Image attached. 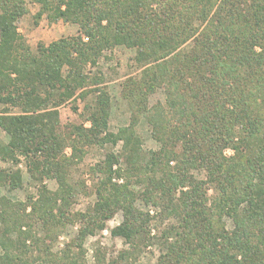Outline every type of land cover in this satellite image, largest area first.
<instances>
[{
	"label": "trees",
	"instance_id": "1",
	"mask_svg": "<svg viewBox=\"0 0 264 264\" xmlns=\"http://www.w3.org/2000/svg\"><path fill=\"white\" fill-rule=\"evenodd\" d=\"M33 1L49 19L78 25L79 34L31 50L17 25L27 0H0V104L21 110L0 115L10 138L0 143V157L30 160L32 154L31 175L60 183L56 193L39 190L22 211L0 201V243L6 251L0 264H25L24 248L13 249L11 235L28 240L30 232L23 229L31 215L45 226L59 220L48 204H68L73 197L66 167L81 161L89 146L119 141L122 151L109 152L91 169L96 202L67 217L66 224L77 219L78 236L61 258L47 264H87L83 242L119 211L123 221L112 235L131 247L120 259L132 260L149 248L154 217L136 207L139 198L160 209L161 221H170L159 238L165 252L158 264H264V0ZM117 46L135 49L143 69L140 79L123 85L133 115L121 135L109 130L105 82L85 73ZM160 88L165 105L148 109V96ZM92 94L99 96L84 111L91 126L59 131L58 108ZM141 117L151 125L159 150L146 152L137 140ZM227 149L233 155L227 156ZM6 180L0 171V185ZM8 184L16 187L17 178ZM133 185L141 187L139 193ZM73 248L82 258L74 257ZM97 264L104 263L98 258Z\"/></svg>",
	"mask_w": 264,
	"mask_h": 264
},
{
	"label": "rangeland",
	"instance_id": "2",
	"mask_svg": "<svg viewBox=\"0 0 264 264\" xmlns=\"http://www.w3.org/2000/svg\"><path fill=\"white\" fill-rule=\"evenodd\" d=\"M26 7L27 13L18 21L17 25L19 33L23 37V42L31 50H36L38 45L49 46L59 40L78 36V25L61 19L56 21L49 19L46 14H41V6L33 0H27ZM136 55L137 51L135 49L117 46L104 51L97 65L92 66L90 64L85 70L87 75L91 77L95 75L101 76L103 82H105L103 86L108 90L110 97L109 130L116 135H121V132L129 128L131 124L133 108L123 98L122 91L123 85L128 79L138 80L142 77L143 69L136 63ZM67 72L68 70L65 68L63 71L64 75ZM80 92L81 90H78L77 94ZM98 96V94H92L86 100L82 101L77 98L75 101L60 106L58 108L61 123L59 131L65 134L69 127L82 124L89 128L91 124L86 120L85 106L95 103ZM166 98L165 90L162 88L158 89L148 96L147 108L153 109V107L160 104L165 105ZM74 107L78 111H75ZM3 112L18 115L21 110L17 107H6L0 104V115ZM134 134L137 140L140 141L144 151L159 150L160 145L153 138V129L145 117L140 118ZM9 141V135L0 127V143L7 144ZM123 144V141H119L116 146L111 144L89 146L86 148V154L81 161L74 159L73 163L66 167V183L73 190V197L68 203L69 205L62 201L57 202V204L51 201L48 204L49 210L53 208L55 217H58L59 220L50 221L45 226L44 222L38 220V215L34 213L28 221L29 226L23 229L24 232H30L31 237L28 240L24 239V237L18 238L15 233L11 235L15 242V247L12 246L14 247L13 249H18V245L24 248L23 263L47 264L50 260H57V258H61L65 254L68 246H71L73 240L78 236L80 227L75 218L72 222L70 221L66 224L67 217L86 212L96 202L94 186L97 178H95L96 176L91 169L95 165L104 162L109 152L120 153ZM64 154L70 157L72 148H65ZM226 155H233V151L227 149ZM32 157L31 154V158L28 160L25 155H18L17 161L3 160L0 157V171L4 175L6 174L7 179L6 184L3 182L4 184L0 185V201L5 200L12 204L14 203L17 205V209L21 211L24 207L20 206L28 203L30 198H33L34 201L38 199L39 190L46 189L51 193H56L60 184L59 180L46 175L35 173L32 176L29 164ZM195 175L198 178H204L202 174L197 172H195ZM11 177L17 178L16 187L8 184ZM99 177L101 176L99 175ZM119 183H123V180H120ZM132 189L139 193L141 187L133 185ZM209 195L213 196L212 190ZM50 197H53V195L50 194ZM136 207L150 213L154 217L151 223V235L153 237L151 246L144 249L132 260L122 261L120 259L121 253L130 251L131 247L124 239L116 238L112 235V230L123 221V213L119 211L106 223L103 230L98 231L95 235L88 236L83 242V260L87 264H97L98 258L104 264H158L161 255L165 252L160 245L159 238L161 231L170 221L163 222L157 218L156 215L160 209L153 207L151 204H146L141 198L137 200ZM26 211L27 213L31 212V207ZM226 223L227 228L231 230L233 228L231 220L227 219ZM72 251L74 257L82 258V254L77 248H73ZM5 253L6 251L0 243V258Z\"/></svg>",
	"mask_w": 264,
	"mask_h": 264
}]
</instances>
